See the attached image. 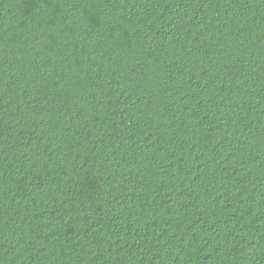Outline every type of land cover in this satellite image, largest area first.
I'll use <instances>...</instances> for the list:
<instances>
[{"label":"trees","instance_id":"1","mask_svg":"<svg viewBox=\"0 0 264 264\" xmlns=\"http://www.w3.org/2000/svg\"><path fill=\"white\" fill-rule=\"evenodd\" d=\"M0 264H264V0H0Z\"/></svg>","mask_w":264,"mask_h":264}]
</instances>
